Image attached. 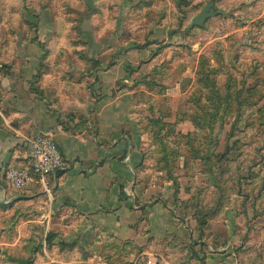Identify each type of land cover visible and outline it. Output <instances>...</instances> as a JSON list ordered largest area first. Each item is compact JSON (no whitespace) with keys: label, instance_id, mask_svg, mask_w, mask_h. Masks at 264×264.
<instances>
[{"label":"rangeland","instance_id":"obj_1","mask_svg":"<svg viewBox=\"0 0 264 264\" xmlns=\"http://www.w3.org/2000/svg\"><path fill=\"white\" fill-rule=\"evenodd\" d=\"M116 56L125 72L107 100L123 90L148 137L140 181L195 236L133 252L19 196L0 203V264H264V0H0V72L25 69L49 101L103 100L97 73Z\"/></svg>","mask_w":264,"mask_h":264},{"label":"crops","instance_id":"obj_2","mask_svg":"<svg viewBox=\"0 0 264 264\" xmlns=\"http://www.w3.org/2000/svg\"><path fill=\"white\" fill-rule=\"evenodd\" d=\"M124 64L123 56H116L99 69L103 100L69 105L31 91L25 69L0 72V203L11 204L20 196L21 206L41 209L46 218L76 215L84 229L108 232L130 243L134 252L136 247L153 250L175 238L190 240L195 232L175 215L164 196L153 199L140 181L148 137L137 119L127 118L131 110L120 99L123 90L107 100L108 87H115L124 76ZM42 132L52 134L67 168L51 175L46 186L12 189L5 170L26 163L29 139ZM149 250L139 252L151 254ZM227 260L218 264H231Z\"/></svg>","mask_w":264,"mask_h":264},{"label":"built area","instance_id":"obj_3","mask_svg":"<svg viewBox=\"0 0 264 264\" xmlns=\"http://www.w3.org/2000/svg\"><path fill=\"white\" fill-rule=\"evenodd\" d=\"M28 144L26 163L8 167L4 172L8 185L15 190H26L39 184L46 186L51 175L68 166L51 133H38L29 139Z\"/></svg>","mask_w":264,"mask_h":264},{"label":"water","instance_id":"obj_4","mask_svg":"<svg viewBox=\"0 0 264 264\" xmlns=\"http://www.w3.org/2000/svg\"><path fill=\"white\" fill-rule=\"evenodd\" d=\"M214 5V1L209 2L202 10V13L194 16L191 20L190 25L188 26V29L191 30L194 27L197 26H204L207 19L212 17L214 14V10L212 9Z\"/></svg>","mask_w":264,"mask_h":264},{"label":"trees","instance_id":"obj_5","mask_svg":"<svg viewBox=\"0 0 264 264\" xmlns=\"http://www.w3.org/2000/svg\"><path fill=\"white\" fill-rule=\"evenodd\" d=\"M207 57L205 55H202L200 58V61L205 62L207 61ZM211 60V59H210ZM214 73V69L210 70L209 72L206 73H201L202 74V78L205 77V80H207V82L212 86L211 92L213 93H217L216 91V85H215V80L211 77V75ZM213 90V91H212ZM194 95V94H193ZM206 97V96H205ZM242 100V99H241ZM56 239V234L55 233H49L46 241L47 242H53ZM17 262H22L20 259L16 260ZM29 264H33V259H30Z\"/></svg>","mask_w":264,"mask_h":264}]
</instances>
